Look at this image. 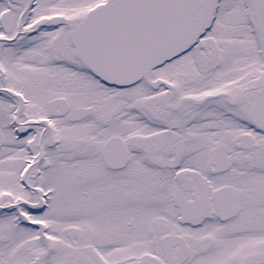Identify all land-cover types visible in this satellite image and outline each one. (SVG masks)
I'll use <instances>...</instances> for the list:
<instances>
[{
    "label": "snow or ice",
    "instance_id": "6c2138e0",
    "mask_svg": "<svg viewBox=\"0 0 264 264\" xmlns=\"http://www.w3.org/2000/svg\"><path fill=\"white\" fill-rule=\"evenodd\" d=\"M0 264H264V0H0Z\"/></svg>",
    "mask_w": 264,
    "mask_h": 264
}]
</instances>
